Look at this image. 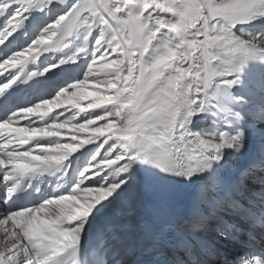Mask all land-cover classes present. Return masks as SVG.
Listing matches in <instances>:
<instances>
[{"label": "snow or ice", "instance_id": "1", "mask_svg": "<svg viewBox=\"0 0 264 264\" xmlns=\"http://www.w3.org/2000/svg\"><path fill=\"white\" fill-rule=\"evenodd\" d=\"M0 264H264V0H0Z\"/></svg>", "mask_w": 264, "mask_h": 264}]
</instances>
